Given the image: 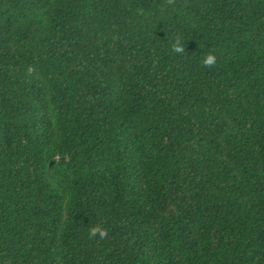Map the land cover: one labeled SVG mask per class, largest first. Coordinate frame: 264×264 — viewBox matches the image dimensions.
I'll return each instance as SVG.
<instances>
[{"label":"trees","instance_id":"obj_1","mask_svg":"<svg viewBox=\"0 0 264 264\" xmlns=\"http://www.w3.org/2000/svg\"><path fill=\"white\" fill-rule=\"evenodd\" d=\"M159 3L0 0V264H264V0Z\"/></svg>","mask_w":264,"mask_h":264},{"label":"clouds","instance_id":"obj_2","mask_svg":"<svg viewBox=\"0 0 264 264\" xmlns=\"http://www.w3.org/2000/svg\"><path fill=\"white\" fill-rule=\"evenodd\" d=\"M177 0H160L157 10L161 13H166L169 9L175 10ZM139 15L144 16V11L140 10ZM171 52L178 56H184L186 52L185 43L180 35L173 37L171 44ZM218 57L215 49H209L200 57V67L202 69H214L217 66ZM87 235L89 239L99 238L100 240L106 239L108 236V229L103 227L101 224H89Z\"/></svg>","mask_w":264,"mask_h":264}]
</instances>
